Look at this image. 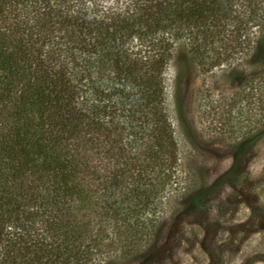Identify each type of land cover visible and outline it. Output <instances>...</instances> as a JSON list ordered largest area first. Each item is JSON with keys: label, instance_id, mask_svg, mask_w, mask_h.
Returning <instances> with one entry per match:
<instances>
[{"label": "trees", "instance_id": "trees-1", "mask_svg": "<svg viewBox=\"0 0 264 264\" xmlns=\"http://www.w3.org/2000/svg\"><path fill=\"white\" fill-rule=\"evenodd\" d=\"M246 54L263 85L264 0H0V264L142 256L187 155L169 68Z\"/></svg>", "mask_w": 264, "mask_h": 264}, {"label": "rangeland", "instance_id": "rangeland-1", "mask_svg": "<svg viewBox=\"0 0 264 264\" xmlns=\"http://www.w3.org/2000/svg\"><path fill=\"white\" fill-rule=\"evenodd\" d=\"M249 59L206 72L182 59L169 68L167 101L172 108L180 76L183 102L180 189L166 197L149 249L110 264H264V84L240 86Z\"/></svg>", "mask_w": 264, "mask_h": 264}]
</instances>
